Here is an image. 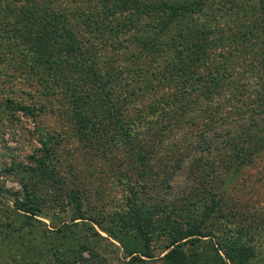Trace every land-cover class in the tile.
<instances>
[{"label":"rangeland","instance_id":"1","mask_svg":"<svg viewBox=\"0 0 264 264\" xmlns=\"http://www.w3.org/2000/svg\"><path fill=\"white\" fill-rule=\"evenodd\" d=\"M28 1L0 0V9L9 4L23 13L30 7ZM102 1L54 0L49 4L76 28L75 37L82 49L94 45L86 64L82 56L76 60L63 47L54 49L57 53L53 52L52 60L58 66L63 63L61 79L51 75L36 57H30V51L11 40L9 34L0 35V264H45L44 255L38 254L50 252V247L68 254L65 258L73 261L71 250L82 240L85 243L96 233L108 238L96 223L109 225V219L126 209L131 199L130 190L137 189L139 184L146 185L143 199L156 197L161 206L186 195L189 178L193 179L190 183H197L191 168L204 155L196 148L201 129L206 130L208 136L218 134L211 150L216 165L221 163L218 171L235 157L246 160L239 174L226 182L229 188L222 195L225 205H235L234 209L240 214L230 211L241 215L238 219L253 214L251 219L264 224V217L256 215H264V106L261 109L257 106L260 97H264V29L257 0H135V3L133 0L131 6L117 13L111 20L115 23L138 17L134 26H129L120 37L122 46L131 49H136L134 42L138 36L158 35L165 43L172 41L174 46L177 43L187 46L190 42L184 43L185 39L194 40L198 29L209 30L205 55L197 60L185 57L181 78L172 88L169 84L160 88L155 85L146 94L144 90H137L136 73L126 71L132 64L122 60L123 51L114 52L117 45L114 34L103 40L105 37L98 29L78 25H82L78 11L91 15L103 13ZM183 6H190L193 11L177 17L161 32L159 17L162 13L167 12L168 7ZM188 26L194 30H185ZM178 29L191 35L178 37ZM242 34L246 35L245 41L236 42V37ZM174 50L178 51L171 47L170 53H175ZM178 58L176 54L174 59ZM164 61L165 54H160L149 70L155 71ZM82 63L85 67L80 68ZM220 64L226 65L227 70H222ZM88 66L98 81L107 82L104 93H108L106 98L112 102L116 101L118 91H125L122 94L125 96L137 90L138 94L129 101L113 107L120 109L119 119L125 128L137 114L150 111L152 106L144 107L146 102L173 94V85L181 79H196L208 71L219 76L223 72L225 77L209 90L212 93L201 90L191 106L178 110L183 112L181 117L185 122L180 126L172 123V133L163 142L154 143L152 151L150 136L141 141L144 151L148 152L147 155L142 151L147 157L143 173L134 153L124 148L118 151L111 143L117 128L107 117L105 105L100 113L102 122L91 125L94 134L91 140L78 132L71 89L79 88L89 95L101 92L88 83L85 74ZM188 119L196 122H186ZM48 159L52 169L42 173L41 163ZM176 159L185 161L184 168L172 175L170 188L164 187L165 176L171 173ZM27 201L36 207L32 218L25 216L30 214L19 207ZM176 203L183 210L186 208L184 201ZM77 204H81L80 211L87 217L84 221L72 222ZM74 223L77 224L74 226ZM28 231L31 234H27ZM51 234L53 244L46 250L43 241ZM151 246L156 247V243ZM155 254L162 257L165 253ZM82 255L86 260L84 264H108L91 259L86 251ZM118 256L122 257L121 252Z\"/></svg>","mask_w":264,"mask_h":264},{"label":"trees","instance_id":"2","mask_svg":"<svg viewBox=\"0 0 264 264\" xmlns=\"http://www.w3.org/2000/svg\"><path fill=\"white\" fill-rule=\"evenodd\" d=\"M53 2L54 0H29L30 7L23 13H18L9 4L5 5L0 9V18H5V21L0 20L2 29L0 35L8 36L9 34L11 40H15L30 51L28 53L30 57H36L39 63L45 64L44 67L49 70L51 75L61 79L62 62L58 66L57 62L52 60L53 52L57 53L54 49L63 47L76 60L82 56L85 59L82 60L86 64L94 45L85 46L83 49L79 46L80 42L75 37L76 28L67 22L62 12L55 11L50 7L49 4ZM132 2L133 0H104L100 3L103 13L97 15L85 14L79 10L77 16L81 17L82 25H78L88 29H98L105 37L102 38L103 40L114 34V38L117 40V45L113 48L114 52L122 50V60L132 64L126 71L136 73L137 90H144L143 94H146L155 85L160 88L164 84H169L172 88V84L181 78L179 75L184 69V58L197 60L205 55L209 30L206 32L198 29L194 40L191 37L184 38V43L190 42V45L187 46L177 45L178 43L174 46L172 41L165 43L158 35L136 37L134 42L136 49L122 46L121 35L126 33L124 30L129 26H134L138 17H135L136 20L135 18L123 19L119 23L111 20L117 13L131 6ZM257 2L261 26L264 29V0H257ZM190 6H183L179 9L168 7V11L163 12L159 17V24L162 25L161 32L169 28L177 17H182L188 12L191 13L193 9ZM178 30L180 31V29ZM185 30L191 32L194 28L188 26ZM181 32H178V37L191 35V33ZM196 36H199L198 40ZM245 37V34L236 37V42L245 41ZM171 47L178 50H174L179 56L178 59H174L175 53H170ZM160 54H165L164 64L156 67L155 71L149 70L155 66ZM74 66L79 67V64ZM220 66H222V70H227L226 65L220 64ZM81 67H85L83 63L80 65ZM85 74L88 83L101 92L89 95L81 92L79 88L71 89L74 92L71 95L74 99L72 112L75 114L78 132L82 137L91 140L94 135L91 133V125L102 122L100 113L105 105L108 108L107 117L113 120L114 126L117 128V133L111 137V143L117 146L115 149L118 151L124 148L134 153L138 157V162L141 163L140 168L143 173L146 168L144 162L147 158L143 152H146L147 155L148 152L144 151L141 141H144L146 136H150L153 146L150 151H152L155 148L154 143L163 142L162 140L172 133V123L180 126L181 122H185L181 117L183 112L180 111L191 106L194 96L201 90L209 92L207 94L212 93L209 90L218 86L219 80L225 77L223 72L219 76V73L208 71L196 78L199 79L197 81L195 78H187L183 81L181 79L173 85L175 89L173 94L168 97L156 98L151 103L146 102L144 107L152 106L150 111L142 115L137 114L131 119L132 123L129 127L125 128L119 119L120 109L113 107L122 101H129L133 95L138 94L137 90L127 92L125 96L122 95L125 91H118L120 93H116L118 96L115 97L116 101L112 102L106 98L108 93H104V85L107 82L98 81L90 66L86 67ZM94 81L96 83L93 84ZM113 88L116 90L115 87ZM96 95H99V98ZM263 98L261 96L260 101L264 102ZM154 101L159 102L152 103ZM260 101L257 106L261 109L264 105ZM19 108L21 107L19 106ZM178 110L180 111L178 112ZM211 112L213 113V110ZM190 121L196 122L195 119L186 122ZM199 134L200 139L198 138L196 142V148L204 155L196 161L194 168H191L195 173L197 183H190L193 179L189 178L186 195H182L180 199H172V204L161 206L156 197L143 199L142 195L146 185L145 183L139 184L137 189L130 190L131 199L130 202L128 201L126 209L109 219V225L96 223L101 231L108 236L107 239L96 233L93 236L96 238L91 237L85 243L82 240L71 250L72 255L70 256L73 261L69 262L65 258L69 257L68 254L58 253L55 248L52 250L51 247L50 252L47 250V246L53 244L52 234L47 235L45 237L47 240L43 241L47 252L43 254L41 251L38 254L39 256L44 255L45 264H75L76 262L84 264L86 263V260L82 258L84 251L89 253L91 259L97 258L108 264H264V224L251 219L253 214L244 215L238 219L241 215L236 213L240 214V212L234 209L233 203L226 206L224 196H222L223 192H227L229 188L226 185L227 180L231 181L239 174L238 172L244 168L243 164L246 160L235 157L228 164H224V169L218 171L221 163L217 166L213 160L215 157L211 154L218 134L208 136L206 130L203 129ZM167 156H171L169 151H167ZM183 162L185 161L182 159L174 160L171 173L167 174V177L165 176L164 187L170 188L172 175L180 168H184ZM51 169L52 164L49 159L41 163L40 171L42 173L50 172ZM190 186L192 187L189 189ZM179 201L182 203L184 201V206H186L184 210L179 203H176ZM19 207L30 214L25 215L28 218H32L36 209L29 201L22 203ZM80 207L81 204H77L76 210L71 216L72 222L86 219L87 216L81 213ZM230 210H234L236 213H231ZM256 215L264 217V215ZM237 219L238 221H236ZM76 224L74 223V226ZM89 228L92 229V227ZM27 234H31V231H28ZM103 243L106 244L105 247ZM153 243H156V247L151 246ZM120 252L122 257L118 256ZM156 252L165 254L160 257V255L156 256Z\"/></svg>","mask_w":264,"mask_h":264}]
</instances>
